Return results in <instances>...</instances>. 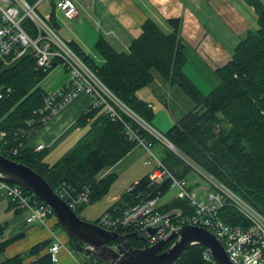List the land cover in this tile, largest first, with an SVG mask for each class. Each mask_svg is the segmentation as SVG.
<instances>
[{"label":"trees","instance_id":"1","mask_svg":"<svg viewBox=\"0 0 264 264\" xmlns=\"http://www.w3.org/2000/svg\"><path fill=\"white\" fill-rule=\"evenodd\" d=\"M170 23L173 32L163 34L153 22L146 21L140 35L131 41L128 52H117L106 40L99 38L94 43V49L103 58L101 65L95 64L90 56H84L71 43L69 45L95 71L103 84L148 124L152 111L146 102L136 96V91L153 80L151 71L155 69L169 84L178 85L193 101L194 107L160 133L181 154L197 162L264 215V12L259 17L257 30L247 33L235 47L230 59L216 68L220 83L206 94L186 76L183 70L184 46L178 35L179 22L172 19ZM49 71L36 68L35 59L25 55L0 73V89H12L8 96V93H4L0 98V132H4L0 153L38 172L78 214L85 205L96 202L106 194L117 178L116 172L107 170L138 143L137 139L130 137L124 122L146 143L152 144L158 139L121 110L122 121L112 119L103 106H90L78 119V123H90L88 130L53 165L43 163L42 150L22 151L19 145L28 137H16L14 132L27 128L26 122L31 118L32 111L42 105L46 91L39 83ZM219 113L222 114L220 122L216 117ZM218 123L222 125L216 132ZM202 138L205 141L214 138L216 141L210 150V157L204 152L208 150L202 148L206 147ZM15 149L18 150L13 153ZM171 158L175 159L176 165L171 162ZM161 160L177 178L184 179L191 170L180 156L168 148ZM103 169L107 172L98 178L97 175ZM170 183L169 179H165L161 183L150 184L146 174L131 184L133 194L141 192L137 198L132 199L130 194L123 192L105 212L119 211L142 197L163 196L169 190ZM85 187L90 189L88 202L75 206V199ZM185 203L173 199L163 208ZM185 209L190 210L186 204ZM221 218L231 224L242 220L241 215L231 207L222 209ZM2 232L3 227L0 225V236ZM14 239L0 242V250ZM128 240L133 246H141V242L132 235ZM70 242L74 248L71 239ZM48 243L39 242L28 253L35 254L46 248ZM204 248L202 245L188 247L173 264H216L213 259L208 261L202 257ZM23 254L18 253L0 264H23ZM38 263L51 264L49 254L38 259ZM101 263L95 259L90 262Z\"/></svg>","mask_w":264,"mask_h":264},{"label":"crops","instance_id":"2","mask_svg":"<svg viewBox=\"0 0 264 264\" xmlns=\"http://www.w3.org/2000/svg\"><path fill=\"white\" fill-rule=\"evenodd\" d=\"M45 6H50L46 14H50L51 18L53 13L51 23L60 36L84 56L90 57L96 52L94 43L99 38L106 40L117 52H128L131 41L140 35L146 21L153 22L163 34H170L173 32L170 20H178V35L184 46L183 70L203 94L206 91L204 88L209 89L211 85L215 87L220 83L216 68L230 59L235 47L247 33L257 30L259 17L264 12V0H76L77 14L68 19L61 11L52 8L50 3ZM59 15L61 18L58 20ZM61 20L64 29L59 27L58 22ZM102 63L103 58L100 56L97 65ZM151 72L153 80L138 89L136 96L146 102L152 111L150 125L156 130L160 129L159 132H165L193 108L194 103L178 85L169 84L155 69ZM92 102V98L86 94L74 97L28 136L21 147L22 151L35 152L37 145L42 144L43 163H56L88 130L90 123H78V119L90 109ZM160 114L164 120L158 119ZM153 119L159 128L153 126ZM2 138L3 133L0 132V141ZM158 142L161 145L159 158L162 159L165 156V144L159 140L152 144ZM137 149H144L148 156L144 146L137 143L108 170H113ZM146 166L148 171L144 175L151 172L153 164ZM185 179L189 189L187 176ZM119 196L109 197L108 202L112 204ZM27 214L25 207L5 197L0 185V225L3 227L0 242L15 237L0 250V263L24 252L23 264H39L38 259L48 254L50 244L35 254L28 253L29 249L42 241L51 243L55 238L62 241L64 246L58 250L57 261L51 264H90L94 259L83 253L77 255L78 250L72 247L68 235L56 231L58 221L55 216H50L43 225L39 222L27 223Z\"/></svg>","mask_w":264,"mask_h":264},{"label":"built area","instance_id":"3","mask_svg":"<svg viewBox=\"0 0 264 264\" xmlns=\"http://www.w3.org/2000/svg\"><path fill=\"white\" fill-rule=\"evenodd\" d=\"M49 3L52 8L61 11L68 19L77 14L76 0H0V56L16 60L25 55H31L35 59L36 68L46 71L60 64L67 72V79L59 88L43 95L42 105L32 111L31 118L26 122L25 127L27 128L18 129L14 135L28 137L79 94L90 96L93 100L91 108L103 106L112 119L122 121L119 113L121 110L138 121L139 117L103 84L95 71L55 30L50 14L38 9L40 4ZM11 90L10 87L1 88L0 98L4 93H8V96ZM142 122L148 126L150 133L156 139L162 140L163 143L167 142L170 150L180 156L190 168L204 176L211 183L214 191L208 192L205 199L197 200L196 194L188 189L187 180L174 176L162 160L151 151V144L141 139L131 126L124 122L130 137L137 139L138 143L148 151L144 164H153L151 172L148 173L150 184H158L169 179L170 188H176V193L163 203H159L161 196L158 195L142 197L133 205L126 206L119 211L115 209L114 213L104 212L96 223L108 230L117 232L121 230L120 233L136 234L142 239L139 240L140 247L143 244L154 245L182 225L201 226L216 235L233 263L264 264V215L197 162L181 154L159 131L144 121ZM2 133L4 136V132ZM22 145H19L20 149ZM43 148L44 145L38 144L36 151ZM17 150H13V153ZM0 185L10 202L28 210L25 217L27 223L39 222L45 225L48 218L54 214L49 206L23 188L2 182ZM133 189V185L130 184L124 191L130 194L132 199L141 194V192L133 194ZM89 194V187H85L75 199V206L79 203H87ZM173 199L185 201L190 210L185 212L180 205L163 208V205ZM226 207L235 209L241 215L240 223H227L221 218V211ZM150 229L155 230L151 232ZM62 246L64 244L58 238L50 243L48 254L52 263L57 261V253ZM202 257L208 261L212 260L208 248L203 249Z\"/></svg>","mask_w":264,"mask_h":264},{"label":"water","instance_id":"4","mask_svg":"<svg viewBox=\"0 0 264 264\" xmlns=\"http://www.w3.org/2000/svg\"><path fill=\"white\" fill-rule=\"evenodd\" d=\"M0 182L17 185L49 206L75 248L104 264H173L185 249L193 245L208 248L216 264H235L216 235L201 226L182 225L154 245L133 246L128 237L132 235L136 240H142L139 236L108 230L80 217L38 172L1 153ZM154 230L150 229L151 232Z\"/></svg>","mask_w":264,"mask_h":264},{"label":"rangeland","instance_id":"5","mask_svg":"<svg viewBox=\"0 0 264 264\" xmlns=\"http://www.w3.org/2000/svg\"><path fill=\"white\" fill-rule=\"evenodd\" d=\"M38 9L41 10L43 13H47L49 11V9H50V6H45V4H40L38 6ZM59 18H61V15H59L58 20H59ZM58 24H59V27L61 29H64L62 20L60 21V23L58 22ZM91 58L95 62V64L100 63V55L97 52L93 53ZM16 63H17V60H13V59H11V57L5 58V57H1L0 56V73H2L6 69L12 67ZM66 79H67V72L65 71V69L63 68L62 65L56 64L53 67H51L50 71L41 78L39 86L42 89H44L46 92H53L57 88H59L66 81ZM213 86L214 85H211V87H209V89H206V88L203 89L202 88L203 90H206V91H204V94L208 93ZM216 117H217V120L219 122L222 121V114L219 113V114L216 115ZM155 118H156V116H155ZM137 119H138V123L142 124L149 131L148 126L142 122L143 120L140 119V118H137ZM158 119L159 120H164V118L162 117L161 114L158 116ZM221 125L222 124L218 123L215 126V131L216 132L221 127ZM150 126H152V125H150ZM153 126H157V125H155L154 119H153ZM157 131H160V129H158ZM201 141H202V143L206 144V147L203 146L202 148H205V149L208 150L207 152L204 151V150L203 151L205 153H207L208 157H210V150L213 148L214 145H216L215 144L216 143L215 139L214 138H209V139H206V141H205L204 138H202ZM162 143H163V141H162ZM164 143H166V145H165L166 147H164V150H165L166 148H168V143L165 142V141H164ZM151 149H152V152L157 157H161V153H160L161 145L159 144V142L155 143V144H151ZM162 150H163V148H162ZM164 150H163V154H164ZM146 156H147V152L144 149H137V150L133 151L126 159H124L117 167H114L113 170H111V171L116 172L117 179H115L113 181V183L109 187V190L106 192V194L103 197H101V199L97 200L95 203H91V204L85 205L83 210H81L78 213V215L80 217L84 218V219L87 218V219H89L92 222L102 212L104 213L105 210H107V208L111 204L110 202H108V198L109 197H111L113 195H116V196L122 195L123 192L125 191V189L130 184H132V183L136 182L137 180H139V178H141L146 173V171H148L147 166L146 165L144 166V164H143V160H144V158ZM7 157H9V156L7 155ZM171 162L174 163L175 165L177 164L175 162L174 158H171ZM107 171H109V170H107ZM107 171H105V169H103L97 175V177L102 175V174H104V172H107ZM187 178H188V181H189V190L190 191L193 190V192L196 194L195 198L197 200H199L201 198L205 199L206 194L208 192H213L214 191V188L211 186V183L204 176H202L201 174H199L197 171H195L192 168H191L190 172L187 173ZM175 193H176V188H173V187L170 188L163 196L160 197L159 203H163V202L168 201L169 199H171L173 197V195ZM180 206L183 209H185V204L184 205H180ZM185 212H186V209H185ZM56 231L62 232L63 234H65V232L62 231V229L60 228L59 224L56 227ZM76 253H77L78 256L83 255L79 251H77Z\"/></svg>","mask_w":264,"mask_h":264},{"label":"flooded vegetation","instance_id":"6","mask_svg":"<svg viewBox=\"0 0 264 264\" xmlns=\"http://www.w3.org/2000/svg\"><path fill=\"white\" fill-rule=\"evenodd\" d=\"M170 242H171V241H170ZM170 242H169V243H170ZM166 245H168V243H167ZM166 245H165V246H166ZM166 247H167V246H166ZM166 247H165V248H166Z\"/></svg>","mask_w":264,"mask_h":264}]
</instances>
